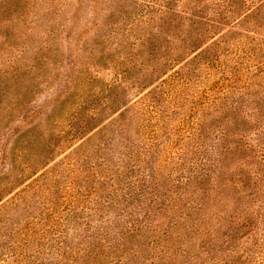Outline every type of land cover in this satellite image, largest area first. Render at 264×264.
Returning <instances> with one entry per match:
<instances>
[{"label": "trees", "instance_id": "16d2710c", "mask_svg": "<svg viewBox=\"0 0 264 264\" xmlns=\"http://www.w3.org/2000/svg\"><path fill=\"white\" fill-rule=\"evenodd\" d=\"M61 1L0 0V28H10L4 22L6 15L11 17L15 13L14 19L21 20L17 15L22 10L36 8V5L37 8L59 6ZM73 1L77 5L84 3L83 0H63L61 5ZM86 1L105 7L114 6L112 1L116 2ZM250 1L258 3L241 14V5L247 0H119L115 5L119 8H128L127 3L135 7L146 4L147 12L133 19L121 12L122 26L117 29L105 22L96 25L97 30L103 32L97 47L102 57L101 66L105 68V63L112 58L115 45L120 47L121 62L115 65L113 84L91 78L77 94L76 106L84 117L85 132L94 133L93 138L99 137L101 144L109 132H115L108 135L111 142L120 139L117 145L122 149L119 153L122 157L115 159L111 153H100L108 171L102 178L119 175L128 193L124 198L111 193V204L125 205L112 225L100 227L96 235L89 237V246L95 247L78 248L77 257H71L73 264L78 261L80 264H264V24L258 21L264 5L261 0ZM178 4L184 6L188 14L178 13L174 8ZM251 20L253 27H258L257 31L256 28L243 29L246 36L237 32L236 25L241 21L251 24ZM143 31L148 32V37ZM0 33V40L4 39L7 32L0 30ZM52 40L44 39L36 50L46 56L51 52L62 55L59 38L54 36ZM148 44L152 49L147 47L142 52ZM29 50L26 46L19 48L15 62L24 59ZM126 51L129 53L125 56ZM234 51L229 67L221 68L220 55ZM4 62L0 67V103L6 99L4 112L7 115L0 119V131L10 132L13 113H23L25 118L31 110L27 94L16 96V101H12L11 94L6 96L11 89L13 93L14 89L21 93L20 82L26 75L21 76L17 69L8 67L14 63L12 60ZM202 67L209 75L203 84L206 99L200 104L193 101L190 108L188 94L182 88L186 86L187 90L193 82L192 75ZM213 69H219L223 75L220 80H213ZM128 84L142 91L134 105L126 101ZM197 106L207 112L208 118L202 122L207 123L204 126L195 118L192 124H187L194 117L186 118L187 113L198 112ZM109 113L118 117L106 127L109 119L104 117ZM172 119H179L178 133L188 132L197 163L196 168L187 171L177 166L163 174L158 170L163 169V162L156 167L157 160L162 158L159 142L146 150L142 148L150 142L135 149L131 146L134 145L133 134L147 138L149 134V141H157V128ZM4 120L10 123L4 124ZM133 124L136 128L132 134ZM148 128L152 130L148 132ZM179 140H171L172 147L179 146ZM42 141L47 147L43 153L48 157L55 146L45 138ZM179 155L183 157V152ZM5 160L12 163V156ZM162 161L169 163L168 155ZM115 162L124 163L122 168L126 173L114 171ZM10 165L12 174L0 182V203L5 201L1 196L12 191L16 184L31 180L42 167L33 161L24 162L19 170ZM47 166L49 163L44 168ZM40 178L34 181L38 183ZM38 187L40 193L45 189L44 183L43 187ZM129 208L131 210H127ZM75 218L73 215L70 221ZM52 221L58 223V218L53 215L50 223ZM26 224L24 238L29 240L38 230L36 226L31 227L29 221ZM54 225L49 226L51 237L47 242L53 255H57V262L53 264H62L72 243L57 235Z\"/></svg>", "mask_w": 264, "mask_h": 264}, {"label": "rangeland", "instance_id": "374dc122", "mask_svg": "<svg viewBox=\"0 0 264 264\" xmlns=\"http://www.w3.org/2000/svg\"><path fill=\"white\" fill-rule=\"evenodd\" d=\"M83 1L84 3L79 5L76 4V1L61 5L63 0L59 6L46 5L37 8L38 5H36V8L18 12L17 16L21 20L14 19L15 13H12L11 17L6 15L4 22L10 28H0L1 31L8 33L4 39L0 40V67L3 66V61L5 64L12 60L14 63L11 62L8 67L17 69L21 76L26 75V79H21L22 82H20L21 93L19 94L17 89H14L15 93H13L11 89L6 92V96L11 94L12 101H16V96L27 94L28 109L31 110L25 118H23V113L17 115L13 113L10 126L12 131H0V182L12 174L13 169L10 164L18 170L21 169L20 166L24 162L33 161L35 164H39L38 166H42L38 170V174L31 180L25 184L14 183L16 187L9 191L11 193L8 192L3 197L1 196L5 199L4 202L8 203H0V264H53L57 262V255H53V250L47 242V238L51 237L49 228L53 224H55L54 227H57V235L64 236L66 240L72 243V246H68L70 247L69 254L65 253L62 264H73L71 257H77V254L80 253L78 248L84 250L88 247V250L95 247L89 246L91 243L89 237L96 235V230L101 229L100 227L112 225L116 215L125 205L111 204L110 195L112 192L123 198L128 192L119 175L102 178L108 171L107 164L103 162L100 154L111 153L115 159L122 157V154H119L122 149L117 145V140L120 139L111 142L108 135L115 134V132H109L107 135L105 134L107 137L104 139L105 142L101 144L99 137L93 138L94 133L85 132L84 117L79 113V106H76L78 103L77 94H80V91L84 89L91 78H99L107 82L106 84H113L116 77L115 65L121 62L118 57L120 47L115 45L114 55L107 63L102 61L106 64L105 68L101 66L102 57H99L97 52L99 48L97 47L101 42L99 35L103 32L97 30L96 25L105 22L117 29L120 25L122 26L121 12L129 14V18L133 19L147 12L144 9L146 4L135 7L127 3L128 8H119L115 6L118 5L119 0L112 1L114 6L111 7L93 6L88 1ZM261 1L264 5V0ZM256 4L247 0L245 5H241L239 13H245ZM180 5L174 7L177 12L188 14L184 6ZM74 7H77V10H74ZM252 21L251 24L241 21L235 27L237 32L246 36V33L242 31L243 29L252 31L256 28L257 31L258 27L254 28ZM258 21L264 24V6L260 10ZM175 32L178 33V31ZM2 33H0V38ZM143 34L148 37L147 31H143ZM54 36L59 38V48H61L62 55L56 56L51 52L46 56L36 50L42 46L40 44L44 39L50 42L53 41ZM70 36L72 40H70ZM145 42L146 40H144ZM120 44L126 46L123 42ZM22 46L30 48L28 55L15 62V57H18L17 50ZM147 47L152 46L148 44L141 51H146ZM33 50L37 53L35 54ZM244 51L250 55L247 48ZM127 53L129 51H126L125 56ZM144 54L147 55V53ZM115 55L117 56L115 57ZM216 55H219V52ZM234 55L235 51L220 55L221 68L226 67V65L229 67V61L233 60ZM121 56L123 57V55ZM203 67L200 71L196 70L195 75H192L193 82L187 87V90L184 88L186 86L182 88L188 94L186 97L189 100L190 108L193 106V101H198L200 104L206 99L203 84L206 83L209 75L203 70ZM218 70L213 69L214 81L220 80L223 76ZM159 85L157 84L156 87ZM125 88L127 89L126 101L134 105L142 94L141 89H135L130 84ZM159 89L164 90L161 87ZM5 100L3 99L4 103ZM4 103H0V119L7 115V112H4ZM172 109L173 104L170 107V110ZM197 111L195 114L187 113L186 118H189L190 115L191 117L194 116L189 122L187 121L188 125L195 121L194 118L200 123L205 122V119L208 118L207 112L203 108L197 106ZM112 117L113 115L110 113L104 117V119H109L105 123L106 127H109L110 123L118 117V114ZM7 122L4 120V124ZM202 124L204 126L207 123ZM179 125V119H172L164 127L157 128L158 132L155 138L157 141H149L151 138L149 134L147 135L149 139L143 135L137 137L133 134L136 128V125L133 124L131 133L133 134L134 145L131 148L143 147L145 143L150 142L142 148L146 150L153 143L159 142L162 158L159 156L160 160H157L159 162L156 167L159 168L160 161L163 162V169H158L163 174H167L177 166H183L182 168H185L186 171L189 168H196V151L192 148V142L188 141L190 140L188 132L183 130L180 133L177 132ZM151 130L152 128H148V132ZM189 130L191 131V128ZM43 138L55 146V151L51 152L48 157L43 153L47 150L42 141ZM19 139L22 141L18 142ZM173 139H180L179 146L172 147L171 140ZM181 152H183V157L179 155ZM10 153H12V163L5 160V158L11 157ZM167 155L170 161L164 163L162 160H165ZM148 157L150 159L149 155ZM105 162L107 161L105 160ZM47 163L49 166L44 168ZM115 165L114 171L126 173L125 169L122 168L124 163L115 162ZM58 174L59 177H57ZM41 176L42 178H40ZM39 178L40 181L36 183L34 180ZM45 179L47 180L45 181ZM43 183L45 189L40 193L38 186L43 187ZM12 199L15 200L12 201ZM127 210H131V208ZM53 215L58 218V223L53 221L50 223ZM73 215H76V218L72 222L70 220ZM28 221L32 223L31 227L36 226L38 230L36 235L28 238L29 240L24 238ZM44 235L46 236L44 237ZM101 245L103 246L105 243L103 242ZM67 259L70 261H66ZM80 263L78 261L76 264Z\"/></svg>", "mask_w": 264, "mask_h": 264}]
</instances>
